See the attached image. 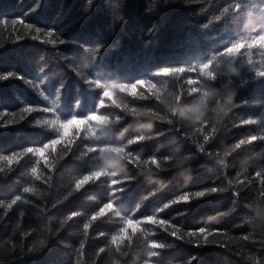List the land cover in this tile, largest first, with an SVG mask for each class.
<instances>
[{
  "label": "trees",
  "instance_id": "obj_1",
  "mask_svg": "<svg viewBox=\"0 0 264 264\" xmlns=\"http://www.w3.org/2000/svg\"><path fill=\"white\" fill-rule=\"evenodd\" d=\"M37 2L38 0H0V13L6 14L0 18H22L24 13ZM39 2L40 9L27 16L26 20L47 29L63 28L89 6L88 0H39ZM147 3L148 0H131V20L125 33L122 34L121 47L110 46L105 49L107 60L99 65L98 71L111 72L115 76L126 78L134 74L138 59H154L159 62L191 57L193 62H196L195 58L199 54L225 43V38L233 35L230 23H221L216 19L222 15L228 0H193L190 4L176 3L163 14L147 13L145 11ZM246 3L249 5L247 12L252 13L254 17L259 19L264 15L262 12L264 0H246ZM154 24L157 27L150 32ZM105 26V18L93 14L89 31L95 35ZM17 33L23 38L16 39ZM65 48L66 46L61 45L57 51L50 44L41 43L39 39L33 40L29 30L19 25L0 27V73L14 71L26 78L0 82V111H16L19 119L20 107L25 105L43 107L46 104L50 106L54 97L46 92L48 100H45L38 94L39 89L34 90L32 84L28 83V81L39 83L40 80H44V86H48L51 90L48 80L45 79V73L49 70L55 71V76L51 77L53 84L62 76L67 79L66 102L77 98L79 93L73 68L63 61L64 55L73 54ZM262 53L264 49H254L250 54L256 67L264 62ZM74 62L79 61L74 57ZM242 64L243 75L247 76L251 71L247 64V56L243 57ZM231 81L242 83L237 77H231ZM225 85L233 87V83H230L228 78H225L224 84L220 87ZM164 87L171 90L172 85L165 82ZM115 98L118 102L123 99L125 103L130 104L149 103L133 101L131 97ZM189 100H191L190 96ZM237 100L242 102V107L235 109L234 113L225 120L226 127L222 135L214 143L205 145L214 154L219 153L223 156L224 150L231 143L247 134L264 135V93L243 85L238 92ZM115 114L122 113L117 109ZM44 118H47L46 114L42 116L33 113L21 124L0 129V153L46 141V137L51 133L34 126L35 120ZM241 118H254L258 123L255 126L234 127L233 122L239 123ZM29 121L32 123L30 124ZM148 123H152L150 131L147 129ZM171 127L160 119L127 116L125 120L114 126L108 138L113 143H126L128 138L137 133L155 135L158 130L171 129ZM176 127L179 128L180 125L176 124ZM195 139L196 137L193 136L192 139L185 140L183 133H180L178 138L177 133L169 130L164 136L147 141L139 147L135 145L133 147H136L137 153L144 159H148L153 153L157 156L191 155V151L195 150ZM85 150L86 146L77 151L71 160H67L61 158L63 152L58 146L57 153L50 158L60 169L51 181L52 186L49 187L48 184L40 181L34 182L39 199L22 193L23 187L28 184L26 178L28 168L25 167L27 158L7 178L0 174V200H11L15 195L23 194L32 202L30 204L20 202L11 210H7V214L5 209H0V264H76L77 260L79 264H144L146 259L149 264H186L193 256L197 258L193 264H255L257 260L264 259V249L260 247V241L264 239V228L258 225L253 215L244 207V200L234 204V198L230 194H225L223 197L200 199L184 215H180V212L189 207L184 204L173 205L164 212H159L163 204L182 194L203 190L213 182L219 184L224 180L226 183L225 178H228L233 179L235 183L234 178L240 171V161L249 156L255 159L249 165L247 174L239 176L240 180L246 182L243 191L248 202L264 198V194L260 192L261 178L256 176V171L264 168V145L260 144L247 147L240 156H237L235 167L230 164L224 169L213 160L204 157L193 162L191 165L193 174L187 179L179 178L177 173L162 169L157 172L155 179L147 180L140 177L139 183L128 190L125 194L127 206L134 207L140 204L138 216L141 213L153 215L157 220L167 219L180 225L181 232L185 233L184 241H176L158 225L142 224L136 237L133 238L132 248L126 249L125 254L116 253L114 247L109 245L104 253L97 255L99 248L105 247L111 232L116 230L117 220L115 217H105L101 222H97L98 230L104 231L105 237H100L98 231L93 235L90 230L88 237L84 238L82 224L85 217L81 216L73 217L63 225L60 236L51 241L50 247L43 255L31 256L22 253L21 249L25 245L39 246L41 241H47L50 232L60 228L61 221L73 211L90 212L103 197L102 188L88 185L67 200H63L72 181L85 168L81 159H78ZM225 159L228 163L233 157L229 156ZM249 188L251 191L248 190ZM145 196L149 198L144 200ZM233 207L235 211H231ZM40 208L45 210L40 211ZM222 213L225 215H221ZM213 217H219V220L210 225L216 230L215 236L209 237L213 241L211 244L197 248L195 243L185 242L189 240L187 232L197 231L200 226L207 225ZM244 235L251 236L253 241L242 240ZM82 240L85 244L84 254L77 257L76 249L79 248ZM154 240L169 243L172 247L157 250V256L148 258L144 244L145 241ZM199 242L203 245V238ZM217 243H223L225 247H217Z\"/></svg>",
  "mask_w": 264,
  "mask_h": 264
},
{
  "label": "snow or ice",
  "instance_id": "obj_2",
  "mask_svg": "<svg viewBox=\"0 0 264 264\" xmlns=\"http://www.w3.org/2000/svg\"><path fill=\"white\" fill-rule=\"evenodd\" d=\"M192 2L193 0H148L145 11L163 14L173 4H190ZM88 3L89 6L63 28L47 29L26 20L27 16L40 9L39 0L24 13L22 18H0V27L22 26L23 29L29 30L31 39H39L41 43L50 44L57 51H59V46H66L65 50L73 55H64L63 61L72 66L79 93V96L73 101L66 102L68 95L67 79L62 76L53 84L51 77L55 76V71L52 70L45 73V79L48 80L51 90L48 86H44V80H40L39 83L28 81L34 90L39 89L38 94L45 100H48V96L45 95L46 92L54 97L51 105L20 107L18 110L19 119H17L16 111H0V129H8L21 124L27 120L28 116L39 113L42 116L46 114L47 118L35 120L34 126L43 128L51 134L46 137V141L39 144L0 153V174L7 178L27 158L25 167L28 168L26 174L28 184L23 187L22 193L36 196L39 199L34 182L40 181L48 184L49 187L52 186L51 181L60 169L56 167L55 161L50 158L55 156L58 146L63 152L61 158L67 160H71L77 151L86 146V150L78 158L81 159L85 168L72 181L63 200H67L88 185L102 188L104 193L96 207L90 212L73 211L70 216L61 221V227L50 232L47 241H41L39 246L25 245L21 252L31 256L43 255L50 247L51 241L60 236L63 225L67 221H71L73 217L81 216L85 217L82 224L84 238L88 237L90 230H92L93 235L98 231L100 237H105L106 233L98 230L97 222H101L102 218L105 217H115L117 220L116 230L111 232L105 247L99 248L97 255L104 253L109 245L114 247L116 253L125 254L126 249L132 248L133 238L136 237L142 224L158 225L176 241H184L185 233L181 232L180 225L167 219L157 220L153 215L141 213L138 216L140 204H136L134 207L127 206L125 194L128 190L139 183L140 177H144L142 174H147L149 177L156 176L157 172L162 169H167L171 173L183 172L184 178L187 179L193 174L191 167L193 162L204 157L213 160L224 169H227L230 164L235 167L236 157L240 156L247 147H254L255 144L264 145V135L247 134L231 143L224 150L223 156H220L219 153L214 154L205 145L214 143L222 135L226 121L210 123L207 120L200 121L197 118L191 125H188L179 121L175 115L177 108L191 105L197 98L211 96L216 88L224 84L225 78L233 83V87H228V90L235 92L234 106L230 114L234 113L235 109L242 107V102L237 100V95L243 85L264 93V62L256 67L250 55L254 49H264V15L257 19L252 13L247 12L249 5L246 0H228L222 15L216 19L221 23H230L233 35L227 36L225 43L199 54L195 58L196 62H193L191 57L159 62L154 59H138L134 74L126 78L115 76L111 72L98 71V67L107 60L105 49L110 46L112 48L121 47L122 34L125 33L131 20V0H88ZM93 14L106 20L104 29L95 35L89 31ZM0 16H6V14L0 13ZM156 27L157 25L154 24L150 32L154 31ZM42 37L44 39H41ZM21 38L23 37L17 33L16 39ZM244 56H247V64L251 68L247 76L243 75L242 59ZM74 57L79 62H74ZM232 71L238 75L232 76ZM231 77L239 78L242 83L232 82ZM9 79L25 80L26 78L21 73L14 71L0 73V82ZM165 82L171 83V90L164 87ZM189 96L191 100H189ZM115 97H131L133 101L140 100L149 103L130 104L125 103L123 99L118 102ZM117 109L122 114H115ZM127 116H147L150 120L156 118L172 127L171 129L158 130L155 135L137 133L128 138L126 143H113L108 138L109 133L112 132L116 124L125 120ZM29 123L32 122L29 121ZM257 123L258 121L254 118H241L239 123L233 122V126H255ZM176 124H179L180 127L177 128ZM148 125L152 130V123H148ZM169 130L177 133L178 138L179 134L183 133L185 140L192 139L193 136L196 137L195 150L191 151V155L157 156L153 153L148 159H144L137 153L136 147H133L134 145L139 147L147 141L164 136ZM105 156L113 158L112 164L123 160L127 165V171L119 172L116 171L115 167H101L100 160ZM229 156H232L233 160L226 163L225 158ZM250 159L254 160L255 157H250ZM249 165L248 160L241 162L239 175L234 178L235 183L233 179L228 178H225L226 183L224 180L219 184L213 182L212 185L204 187L203 190L182 194L169 203L163 204L159 208V212H164L173 205L184 204L189 206L180 212V215H184L202 198L223 197L225 194H230L234 198V204L244 200V207L252 214L249 210L250 206L264 203V198L253 202L247 201L243 191L246 182L240 180L239 176L247 174ZM256 176L261 178L260 192L264 194V168L257 170ZM248 190L251 191V188ZM23 194H17L11 200H0V209H5V214H7V210H11L20 202L32 203ZM148 198L145 196L143 199L147 200ZM37 207L39 206L37 205ZM44 210V208H40V211ZM231 211H235V207ZM221 215L225 214L222 213ZM141 216H143L142 219ZM174 219L175 217H173ZM218 220L219 217H213L207 225L200 226L197 231L187 232L186 235L189 240L185 242H193L197 248L211 244L213 241L209 237H214L216 230L210 225L218 222ZM201 238L204 241L203 245L199 242ZM242 240L252 242L253 238L244 235ZM144 246L148 258L157 256V250L172 247L169 243L156 242L155 240L152 242L145 241ZM216 246L225 247L223 243H217ZM84 247L85 244L82 240L79 248L76 249L77 257L84 254ZM260 247L264 249V239L260 241ZM196 259L193 256L186 264H193ZM76 264H79V260L76 261ZM144 264H149V261L146 259ZM255 264H264V259L257 260Z\"/></svg>",
  "mask_w": 264,
  "mask_h": 264
},
{
  "label": "clouds",
  "instance_id": "obj_3",
  "mask_svg": "<svg viewBox=\"0 0 264 264\" xmlns=\"http://www.w3.org/2000/svg\"><path fill=\"white\" fill-rule=\"evenodd\" d=\"M232 76H237L238 73L235 71L231 72ZM235 92L229 91L228 86L218 87L215 89L211 96L206 98H197L191 105H186L181 108H177L175 115L177 119L185 124L191 125L193 121L199 118L200 121L207 120L210 123H215L218 121L226 120L234 106ZM147 129L150 131L151 127L147 124ZM251 156L243 158V160H248L249 164L253 163L250 159ZM112 157L105 156L100 160L101 167H115L116 171L126 172L127 165L123 160L117 161L112 164ZM144 178L153 180L156 176H147V174H142ZM179 178H184V173H177ZM256 219L258 225L264 228V203L253 204L249 209Z\"/></svg>",
  "mask_w": 264,
  "mask_h": 264
}]
</instances>
